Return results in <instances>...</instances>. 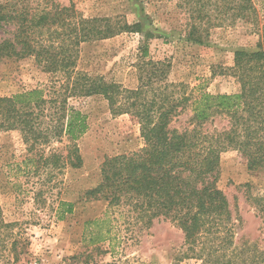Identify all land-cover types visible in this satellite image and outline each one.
Here are the masks:
<instances>
[{
  "label": "trees",
  "instance_id": "1",
  "mask_svg": "<svg viewBox=\"0 0 264 264\" xmlns=\"http://www.w3.org/2000/svg\"><path fill=\"white\" fill-rule=\"evenodd\" d=\"M179 1L189 16L190 42L201 44L211 29L239 22L251 24L260 34L256 51L233 53L229 71L239 92H204L193 99L180 91L183 85L167 83L168 66L150 61L140 67V83L134 90L91 78L75 70L80 45L126 30L139 32L138 23L86 19L73 5L63 7L57 0H38L34 7L20 0H0V64L33 59L43 72L63 77L49 91L36 88L0 98V129L20 131L27 151L35 150L23 161L26 169L36 164L34 172L49 169V177L66 168L80 169L83 161L75 143L88 131L87 116L67 102L103 97L113 115H127L138 126L144 147L105 158L100 182L85 193V200L104 201L108 208L128 206L145 225L155 219L170 221L182 232L187 252L202 264H239L228 258L235 251L234 222L229 202L217 186L220 154L236 151L249 171L264 174V25L259 29L253 0ZM146 54L144 47L142 58ZM188 106L187 126L172 127ZM220 115L227 118L226 127L207 129ZM62 137L69 141L65 155L59 149L46 151L50 141ZM252 202L264 230V194ZM72 213L73 204L59 201V220ZM111 229L107 218L87 221L83 237L90 245L111 243Z\"/></svg>",
  "mask_w": 264,
  "mask_h": 264
},
{
  "label": "rangeland",
  "instance_id": "2",
  "mask_svg": "<svg viewBox=\"0 0 264 264\" xmlns=\"http://www.w3.org/2000/svg\"><path fill=\"white\" fill-rule=\"evenodd\" d=\"M34 7L38 0H20ZM73 5L83 18H108L140 25L112 38L83 43L76 71L108 84L134 90L140 67L148 61L164 63L167 83L183 85L180 91L193 99L201 93L234 94L240 85L229 69L236 51H256L260 34L249 23L223 25L209 31L201 44L187 40L189 16L179 0H57ZM259 29L264 25V0H253ZM1 36V33H0ZM147 56L142 58V49ZM55 78L33 59L0 64V98L36 88L51 87ZM57 82V83H58ZM179 89V88H178ZM68 106L87 116L88 131L75 143L83 164L49 177V169L36 164L26 169L28 152L18 130L0 129V264H21L40 259L56 264H202L187 252L182 232L170 221L155 219L150 225L137 220L128 206L108 208L104 201H87L85 193L100 182L105 158L136 152L144 147L139 128L127 115H113L101 96L69 99ZM191 117L190 107L172 122L182 130ZM225 116H217L207 129L221 130ZM67 138L52 140L46 151L65 155ZM236 151L220 154L218 188L224 193L234 222L235 251L229 259L239 264H264V230L252 199L264 194V174L252 172ZM59 201L73 204V213L57 218ZM107 218L109 241L90 245L83 237L84 223ZM88 238V237H87ZM222 263V262H221Z\"/></svg>",
  "mask_w": 264,
  "mask_h": 264
},
{
  "label": "built area",
  "instance_id": "3",
  "mask_svg": "<svg viewBox=\"0 0 264 264\" xmlns=\"http://www.w3.org/2000/svg\"><path fill=\"white\" fill-rule=\"evenodd\" d=\"M21 264H56V263L45 261V260H40V259H31V260L24 261Z\"/></svg>",
  "mask_w": 264,
  "mask_h": 264
}]
</instances>
